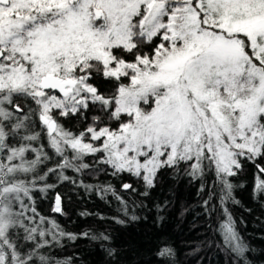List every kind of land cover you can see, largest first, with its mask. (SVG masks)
<instances>
[{
  "label": "snow or ice",
  "instance_id": "6c2138e0",
  "mask_svg": "<svg viewBox=\"0 0 264 264\" xmlns=\"http://www.w3.org/2000/svg\"><path fill=\"white\" fill-rule=\"evenodd\" d=\"M249 163L264 205V0H0V264H66L50 251L63 238L110 240L37 210L51 178L76 183L69 169L147 189L182 171L200 181L232 264H264L229 210ZM99 191L120 201L128 219L116 223L139 219L110 185ZM51 212L65 215L59 192Z\"/></svg>",
  "mask_w": 264,
  "mask_h": 264
},
{
  "label": "trees",
  "instance_id": "16d2710c",
  "mask_svg": "<svg viewBox=\"0 0 264 264\" xmlns=\"http://www.w3.org/2000/svg\"><path fill=\"white\" fill-rule=\"evenodd\" d=\"M62 123L73 131L82 128L78 120L65 118ZM41 143H45V150L50 152L46 140ZM87 162L92 163L90 159ZM254 171L249 163L241 177L243 186L234 193L240 203L229 202V210L241 235L257 250L253 255H258L259 249L264 248L261 239L264 237V205L251 195ZM65 174L76 183H61L51 178L48 182L57 183V187L37 196V210L55 218L66 232L80 234L87 231L110 236L106 242L83 237L77 240L63 238L60 245L50 251L66 264H110L116 259L107 254L110 247L121 253L120 264H161L162 260L166 264H232L222 250V237L215 231L218 217L210 218L205 214L202 201L207 197L200 191L199 180L187 177L182 171L166 169L159 173L155 188L147 189L142 180L127 173L113 176L110 169L82 173L69 169ZM124 183L132 184L134 191L123 189ZM86 185H91V189ZM109 185L130 206L129 217L135 214L138 220H129L124 225L115 222L114 218H128L111 192L99 191ZM145 191L147 196L143 195ZM57 192L62 196L65 215L51 212ZM164 244L173 248V257L155 255Z\"/></svg>",
  "mask_w": 264,
  "mask_h": 264
}]
</instances>
